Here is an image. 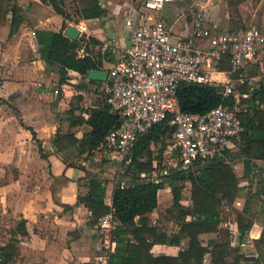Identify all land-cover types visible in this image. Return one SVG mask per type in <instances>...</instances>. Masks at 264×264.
Returning a JSON list of instances; mask_svg holds the SVG:
<instances>
[{"label": "crops", "instance_id": "crops-1", "mask_svg": "<svg viewBox=\"0 0 264 264\" xmlns=\"http://www.w3.org/2000/svg\"><path fill=\"white\" fill-rule=\"evenodd\" d=\"M57 1L67 17L56 12L49 0H0V247L12 240L18 247V254L7 264H99L100 256L107 253L109 257L115 250L108 253L104 241L117 222L114 220L110 232L100 226L103 216L92 224L91 211L79 202V197L89 193L91 179L101 181L110 213L114 187L118 183L129 185L132 178L125 167L102 156L99 146L92 154L89 150L80 153L78 141L92 131L87 120L92 110L104 102L99 89L102 81L74 70L62 75L60 67L47 63L41 56L42 43L48 40L46 34L62 32L66 36L68 26L86 24L88 32L75 39L80 42L77 55L93 57L101 65L99 69L108 72L129 44L132 24L145 21L146 16L160 15L174 38L190 37L197 12L190 0L166 3L159 12L146 11L141 0H98L104 13L84 18L79 0ZM209 2L201 0L204 17L220 31L244 30L254 23L245 14H225L221 3L216 6L219 10L207 7ZM14 22H18V28L10 34ZM262 26L258 28L264 32V20ZM205 43L196 40L198 46ZM231 68L228 58L217 62L210 74L212 85L222 88L228 79L236 85L238 74L231 73ZM240 74L248 80L236 86L242 91L253 95L264 86V45L257 61L242 67ZM250 97L242 100L244 111L251 109L252 105L244 102ZM79 160L86 163L80 164ZM220 160L234 175L237 196L232 205L222 202L218 230L200 234L199 240L210 248V241H226L228 232L231 247L243 253L240 243L247 241L255 251L249 256L243 253L247 258L243 264H256L253 259L259 251L255 241L264 230V193L257 198L252 194L264 191V160L245 158L240 146ZM175 169H181L178 154L168 145L161 167L147 174V180L159 182L161 174ZM164 182L149 225L169 237L179 226L167 214L173 195L171 185ZM176 185L182 187L181 204L191 206V182L186 179ZM237 212L252 222L244 234L238 228ZM180 249L177 245L154 244L151 254L177 256ZM2 253L0 250V259ZM209 258V253L205 254L203 263L208 264Z\"/></svg>", "mask_w": 264, "mask_h": 264}, {"label": "trees", "instance_id": "trees-1", "mask_svg": "<svg viewBox=\"0 0 264 264\" xmlns=\"http://www.w3.org/2000/svg\"><path fill=\"white\" fill-rule=\"evenodd\" d=\"M49 1L56 12L68 16L57 0ZM79 2L84 18L99 17L104 13L98 0ZM15 11L17 13L16 7L13 8L14 13ZM17 28L18 22H14L10 34ZM39 35L38 33V37ZM46 35L48 40L42 43L41 56L47 63L60 67L62 75L67 70L86 75L89 70L101 67L89 55L78 57L79 40H71L62 32H49ZM221 89L212 84L182 83L177 93L179 106L182 111L189 113H205L220 104L233 106V98L223 97ZM244 102L252 106L250 110H242L239 114L245 127L238 144L240 152L245 158L264 160V107H261L264 106V86ZM87 122L92 126V131L78 142L80 153L89 150L92 154L109 131L119 124L120 117L103 102L92 110ZM172 134L173 128L168 120H164L139 136L133 146L131 163L126 168L132 175L131 183H118L112 193L111 210L117 224L111 231L115 250L110 253L108 264H204L203 259L207 253L210 257L208 264H243L247 258L239 249L230 246L228 232H225L226 241H210V248L204 247L199 240L200 234L218 230L222 202L232 205L237 196V183L228 165L218 159L201 165L196 172L175 169L161 174L162 180L159 182L147 180V174L161 167L163 154L171 142ZM154 162L156 166L153 165ZM248 164L246 161V168ZM142 173L145 176H141ZM186 179L192 185L191 206L181 204L182 187L176 185V182ZM164 180L171 185L173 195V205L167 214L179 226V230L169 237L149 225V217L157 207V193L164 187ZM260 193L264 191H256L252 196L257 198ZM104 195L105 187L102 182L91 179L89 193L79 197V202L84 203L91 211L92 224H96L110 211V207L104 203ZM188 216L193 218L187 221ZM136 217H139L137 221ZM236 220L242 234L250 229L252 222L242 212L236 213ZM162 243L181 246L178 255L153 256L152 246ZM255 243L259 256L253 261L264 264V250H261L264 249V230ZM0 250L3 251L0 264H7L18 254L17 242L12 240L6 246L0 247Z\"/></svg>", "mask_w": 264, "mask_h": 264}, {"label": "built area", "instance_id": "built-area-1", "mask_svg": "<svg viewBox=\"0 0 264 264\" xmlns=\"http://www.w3.org/2000/svg\"><path fill=\"white\" fill-rule=\"evenodd\" d=\"M176 1L187 0H141V4L146 11L159 12L166 3ZM190 1L197 9L190 37L174 38L160 15L146 16L136 25L127 21L132 24L129 44L99 86L104 103L120 117L119 124L99 146L100 154L111 162L127 168L139 136L164 120L173 128L169 148L177 152L181 169L196 172L201 165L226 159L238 148L245 131L239 116L244 109L242 100L251 93L236 86L248 83L240 69L257 61L264 32L255 26L220 31L206 22L201 0ZM77 26L80 33L88 32L86 24ZM196 40L206 43L198 46ZM224 58L231 64V73L238 74L236 85L228 79L220 91L223 97L233 98V106L220 104L205 113L182 111L177 98L179 86L212 84L210 74ZM261 197L264 199V195ZM100 226L108 232L113 229L112 212L101 218ZM104 244L108 253L114 250L110 233ZM247 245V241L240 243L243 253L255 254ZM98 260L99 264H108L107 253Z\"/></svg>", "mask_w": 264, "mask_h": 264}, {"label": "rangeland", "instance_id": "rangeland-1", "mask_svg": "<svg viewBox=\"0 0 264 264\" xmlns=\"http://www.w3.org/2000/svg\"><path fill=\"white\" fill-rule=\"evenodd\" d=\"M204 1L206 2L207 0ZM219 3L225 9V14L235 15L237 17H242V14H245L248 20L254 22L253 24H248V27L254 25L263 28L264 0H210L207 7L213 6L219 10L216 7Z\"/></svg>", "mask_w": 264, "mask_h": 264}, {"label": "water", "instance_id": "water-1", "mask_svg": "<svg viewBox=\"0 0 264 264\" xmlns=\"http://www.w3.org/2000/svg\"><path fill=\"white\" fill-rule=\"evenodd\" d=\"M65 34L69 38L75 40L78 38L80 31L74 25H70L67 27ZM87 76L91 80L105 81L107 79L108 72L106 70L92 69L88 71Z\"/></svg>", "mask_w": 264, "mask_h": 264}]
</instances>
